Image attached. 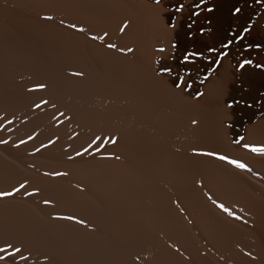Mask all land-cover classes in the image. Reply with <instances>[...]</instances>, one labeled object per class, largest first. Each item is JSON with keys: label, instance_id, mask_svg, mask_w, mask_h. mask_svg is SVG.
<instances>
[{"label": "bare ground", "instance_id": "obj_1", "mask_svg": "<svg viewBox=\"0 0 264 264\" xmlns=\"http://www.w3.org/2000/svg\"><path fill=\"white\" fill-rule=\"evenodd\" d=\"M0 61L181 264H264V0H0Z\"/></svg>", "mask_w": 264, "mask_h": 264}, {"label": "rangeland", "instance_id": "obj_2", "mask_svg": "<svg viewBox=\"0 0 264 264\" xmlns=\"http://www.w3.org/2000/svg\"><path fill=\"white\" fill-rule=\"evenodd\" d=\"M0 67L5 83L0 80V193H13L0 195V249H5L0 251V264L8 260L9 264H181V249L180 253L172 250L176 248L171 246L168 229L136 226L132 197L106 178L100 166L86 162L83 150L56 146L52 99H47L48 115L39 108L42 99H17L13 93L19 88L11 84V66L0 61Z\"/></svg>", "mask_w": 264, "mask_h": 264}, {"label": "snow or ice", "instance_id": "obj_3", "mask_svg": "<svg viewBox=\"0 0 264 264\" xmlns=\"http://www.w3.org/2000/svg\"><path fill=\"white\" fill-rule=\"evenodd\" d=\"M157 3H159V0H157ZM182 7V6H181ZM209 11H212V9H208ZM240 11V9L239 8H237L236 9V12H239ZM227 45H225V47H226ZM109 47H114V45H109ZM160 51H163V49H160ZM41 87H43V86H41ZM253 152H259V153H261V154H264V148H257V147H253L252 149H251ZM206 155H214L213 153H206ZM219 159H221V160H228V158L227 157H225V156H219L218 157ZM229 163H232V164H235L238 168H245L246 167V165H244V164H242V163H238L237 161H232V160H229L228 161ZM58 175H59V173H58ZM24 187V185H21V188H23ZM16 191H19V189H17ZM13 193H0V195H12ZM47 203V202H46ZM219 207L221 208V209H223L224 211H228V209L227 208H225L224 207V205H219ZM238 219H239V217H237ZM70 219V218H69ZM0 251H5V249H0ZM16 252H20L21 250L19 249V248H17L16 250H15ZM22 259H24V257H21ZM0 259H2V257H0Z\"/></svg>", "mask_w": 264, "mask_h": 264}]
</instances>
